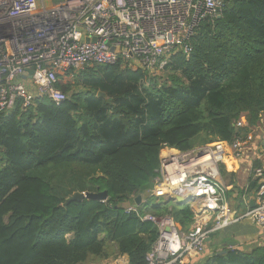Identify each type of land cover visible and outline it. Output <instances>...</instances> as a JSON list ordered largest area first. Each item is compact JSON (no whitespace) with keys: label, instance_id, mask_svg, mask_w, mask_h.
I'll use <instances>...</instances> for the list:
<instances>
[{"label":"trees","instance_id":"trees-1","mask_svg":"<svg viewBox=\"0 0 264 264\" xmlns=\"http://www.w3.org/2000/svg\"><path fill=\"white\" fill-rule=\"evenodd\" d=\"M190 45L188 58L174 54L158 76L120 62L87 67L61 86V104L43 98L23 109L17 100L0 114V264L122 256L146 264L158 229L145 216H168L189 230L191 204L150 194L160 154L232 143L264 128V0H223ZM241 118L246 126L237 128ZM75 192L107 199L65 206ZM197 264H264V247L213 253Z\"/></svg>","mask_w":264,"mask_h":264},{"label":"built area","instance_id":"built-area-1","mask_svg":"<svg viewBox=\"0 0 264 264\" xmlns=\"http://www.w3.org/2000/svg\"><path fill=\"white\" fill-rule=\"evenodd\" d=\"M222 6L223 0H0V114L12 111L17 100L23 109L43 98L61 104L67 98L61 86L87 67L120 62L121 68L158 76L174 54L190 56L195 28L217 17ZM31 69V79L22 80ZM244 126L241 118L236 127ZM252 129L232 143L161 151L150 194L193 199L189 204L197 209L186 232L168 216L143 218L158 229L146 264H190L205 254L212 233L242 220L264 231V181L254 191V207L236 217L225 201L220 174L226 160L242 155ZM255 176L260 181L262 171L255 170ZM200 187L213 193L192 197ZM136 209L132 204L125 212Z\"/></svg>","mask_w":264,"mask_h":264},{"label":"crops","instance_id":"crops-1","mask_svg":"<svg viewBox=\"0 0 264 264\" xmlns=\"http://www.w3.org/2000/svg\"><path fill=\"white\" fill-rule=\"evenodd\" d=\"M252 130V139L245 145L242 155L238 159L229 158L222 165L225 201L236 217L250 210L254 203V191L258 183L264 181V128L258 125ZM255 170L262 171L260 181L255 176ZM211 226L208 225L209 228ZM254 247H264V231L251 221L242 220L212 233L207 240L205 254L190 264L200 263L213 253L224 254L231 249L249 252ZM100 264H128V258L122 256Z\"/></svg>","mask_w":264,"mask_h":264},{"label":"water","instance_id":"water-1","mask_svg":"<svg viewBox=\"0 0 264 264\" xmlns=\"http://www.w3.org/2000/svg\"><path fill=\"white\" fill-rule=\"evenodd\" d=\"M226 0H224L225 2ZM218 13L220 11L218 10ZM32 69L29 70L22 76V80L26 79H31L32 76ZM98 98H104L107 99L105 94L98 93L97 95ZM107 199V194L105 192L103 193H96V194H89V193H80V192H75L71 196H69L66 201H65V206H68L70 203L73 202H82L83 200H94V201H99V202H104ZM193 199H188V200H183L179 195H175L173 199H169L168 201H173L177 205H183V204H189V202ZM141 203V197H137L135 199V205L138 207ZM254 207V203L250 206V209Z\"/></svg>","mask_w":264,"mask_h":264},{"label":"bare ground","instance_id":"bare-ground-1","mask_svg":"<svg viewBox=\"0 0 264 264\" xmlns=\"http://www.w3.org/2000/svg\"><path fill=\"white\" fill-rule=\"evenodd\" d=\"M212 193H213V190H211L210 188L200 187L195 190V192L192 194V197L203 198V197L211 195Z\"/></svg>","mask_w":264,"mask_h":264},{"label":"rangeland","instance_id":"rangeland-1","mask_svg":"<svg viewBox=\"0 0 264 264\" xmlns=\"http://www.w3.org/2000/svg\"><path fill=\"white\" fill-rule=\"evenodd\" d=\"M149 193H145L142 198L144 199ZM192 209L196 210L197 209V205H192L191 206Z\"/></svg>","mask_w":264,"mask_h":264}]
</instances>
